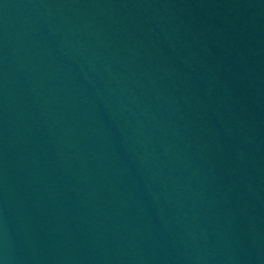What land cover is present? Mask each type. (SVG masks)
<instances>
[{
	"label": "water",
	"instance_id": "95a60500",
	"mask_svg": "<svg viewBox=\"0 0 264 264\" xmlns=\"http://www.w3.org/2000/svg\"><path fill=\"white\" fill-rule=\"evenodd\" d=\"M0 264H264V0H0Z\"/></svg>",
	"mask_w": 264,
	"mask_h": 264
}]
</instances>
